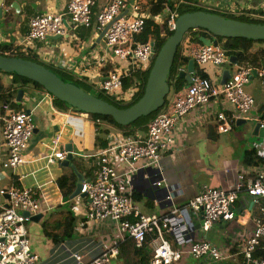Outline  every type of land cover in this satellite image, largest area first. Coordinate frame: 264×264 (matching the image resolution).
Listing matches in <instances>:
<instances>
[{
	"label": "crops",
	"instance_id": "1",
	"mask_svg": "<svg viewBox=\"0 0 264 264\" xmlns=\"http://www.w3.org/2000/svg\"><path fill=\"white\" fill-rule=\"evenodd\" d=\"M107 1L97 0L93 8V19ZM192 1L216 9L228 5L221 0ZM3 2L0 45H12L24 54L34 53L43 62L67 70L77 81L92 86L94 90L99 89L101 81L113 70L115 61L111 58L100 62L104 39L94 25L87 29L74 26L66 20L64 34L58 40L46 39L31 44L24 42L31 18L49 10L64 12L69 0H13L12 3L18 6L17 10ZM134 2H138L145 18L150 16L147 0H127V7L121 17L130 13V6ZM234 4L254 19L264 20V0H234ZM168 11L166 9L162 18L156 17L155 21L162 22ZM255 49L264 50V44H256ZM237 64L242 65L239 62ZM263 64L264 58L254 69ZM181 67L186 71L187 66ZM225 69L233 72L235 67L228 62ZM221 75L215 77L221 79ZM257 80L264 92V84L260 79ZM11 81V76L0 74V85L5 91L9 90ZM19 90L24 92L21 104L15 103V99L4 104L12 110L28 112L32 117L34 132L23 153L26 162L14 170L1 167L7 154L5 148L0 147V189L19 185L38 190L37 215H41V218L36 223H28L27 230L31 251L39 258V264H78L73 254L79 255L82 263H87L113 247L118 249V255L111 264H130L134 261L132 243L117 234L116 225L110 220L87 222V200L78 196L70 199L73 192L68 195L69 188L72 183H76L73 170L63 166L62 162L49 165L46 161V157L54 151L65 153V147L70 143L73 151L70 164L87 180L92 165L90 156L101 150L95 139L97 126L87 115L55 104V98L43 90L31 85ZM253 99L252 110L239 115L227 133H218L216 129L215 116L228 107L220 99L177 120L171 133L173 149L161 157L157 169L139 170L131 181L132 192L137 195L133 199L142 214L148 217L168 215L171 223L187 221L185 227L172 234H165V239L173 249H177L181 243L205 239L229 255L228 259L221 262L197 260L184 255L176 264H245L242 246L264 214V198H253L242 192L234 207V220L215 222L207 232L201 229V219L188 214L184 208L189 200L205 188L244 185L257 172L264 173V95ZM2 105L1 102L0 112ZM134 131L136 134H144L146 130L136 128ZM55 139H58L57 145H53ZM247 152H254L257 161L261 159V162L254 166L245 165ZM115 168L122 174L128 166L121 160H115ZM156 174L157 180L162 181L160 188L152 185ZM64 181L65 185H62ZM167 193L171 195V202L164 201ZM173 208L180 212L171 216L168 213ZM68 217L73 219V234L70 239H62L65 236L63 225ZM47 234L53 236L55 242Z\"/></svg>",
	"mask_w": 264,
	"mask_h": 264
},
{
	"label": "built area",
	"instance_id": "2",
	"mask_svg": "<svg viewBox=\"0 0 264 264\" xmlns=\"http://www.w3.org/2000/svg\"><path fill=\"white\" fill-rule=\"evenodd\" d=\"M219 8L234 13L241 9L236 4ZM253 1V0H245ZM97 0H69L64 12L49 10L29 20L25 44L45 41L48 37L62 36L65 22L87 29L93 25L100 33L103 31L104 50L100 62L113 58L114 68L99 84V90L107 97L120 104H129L139 92L138 87L122 89L123 80L135 73H142L150 65V57L155 51V39L145 43L137 39L144 30L145 16L141 14L138 2L130 6V13L122 16L127 7V0H108L93 19V8ZM226 11V10H225ZM177 19L176 11L169 10L166 17L167 28L173 32ZM197 33L199 40H209L208 45L194 42ZM187 34V33H186ZM203 34V36H200ZM177 53L181 58L193 62L194 70L191 83L182 88L180 94H170V99L163 109L147 125L144 134L126 136L124 131L109 128L100 120H94L97 127L110 129L108 145L95 155L90 156L92 165L87 180L82 183L80 193L85 195L87 222H103L110 220L116 225L117 234L129 237L140 247L149 234H153L149 246L150 259L143 264H176L184 255L197 260L221 262L229 255L205 239H196L190 243H181L173 249L165 239V234H172L188 223H171L170 217H148L137 207L132 192L131 181L139 170L157 169L161 157L173 149L171 133L177 120L185 118L197 108L208 106L212 101L220 99L228 105L215 116L218 133H227L235 124L239 115L252 110L254 99L244 90L249 83L252 72L264 84V64L254 69L249 65H234L230 78L223 85L220 79L224 66L229 62V50L225 49L219 38L204 30H192L184 37ZM184 72L177 66L175 78ZM201 73L208 78H202ZM175 91V89H172ZM116 131L114 135L113 132ZM32 117L24 111L12 110L7 104L1 106L0 112V147H4L7 158L1 167L14 170L26 161L23 153L33 135ZM58 139L53 141L57 145ZM66 153L54 151L46 157L47 164L62 162ZM115 160L124 162L128 169L119 174L115 168ZM154 177L152 185L162 186V181ZM37 189L8 186L0 189V264H39V258L31 251L27 224L31 217L38 214L36 202ZM169 192V191H167ZM246 192L253 198H264V173H256L246 184H235L227 188L209 187L195 195L184 208L188 214L201 219V229L207 232L215 222H232L235 218L234 207L239 194ZM165 202H171L167 193ZM180 210L173 208L169 215L174 216ZM264 212V210H263ZM28 214L27 216L25 214ZM264 252V220L257 221L253 232L242 246V257L245 264H264V259H257L254 253ZM118 249L110 248L87 263H82L79 255L73 254L78 264H111L117 257Z\"/></svg>",
	"mask_w": 264,
	"mask_h": 264
},
{
	"label": "trees",
	"instance_id": "3",
	"mask_svg": "<svg viewBox=\"0 0 264 264\" xmlns=\"http://www.w3.org/2000/svg\"><path fill=\"white\" fill-rule=\"evenodd\" d=\"M4 1L6 5L8 6L12 4L13 0H4ZM147 8H148L147 10L150 16L145 19L144 30L141 33V35H139L137 40L141 43H145L149 39H155L156 41L155 54L158 53V51L160 50L164 42L169 37H171V35L173 34V32L169 31L167 28V22H166L167 15L162 22L159 23L155 21L156 17L162 18L163 13L166 9L175 10L177 14V18L186 13L202 11V12H207V13H211L214 15H218L226 19L236 20V21H240L244 23H254V24L264 23V20L254 19L253 16L248 15L247 13L240 15L238 13H231L225 10L217 11L219 9H216L214 7L207 8L199 4L198 2H195L192 0H147ZM190 32H192V30H190L188 33ZM198 36L199 35H196L195 37L193 36V40L194 42L201 43ZM200 36H203V34H200ZM219 40L223 43L224 48L229 50V53H230L229 56H232L236 53L238 54V62L240 64H244V65L247 64L255 68V67H258V62L264 58V50L255 49V45L264 44V40H258V39L250 40V39H239V38H228V37H222V38H219ZM0 55L4 57H8V58H19V59L27 60L29 62L37 63L40 66H42L44 69L48 70V72L53 74L61 82L68 83V84H75L83 92L91 94L98 99L107 101L108 103L115 105L114 103L116 101L113 98L111 99L115 101V102L113 101L114 103L112 101H108V100L101 98V94L100 95L93 94L92 90L94 89L92 88V86L77 81L72 76V74L68 72L67 70L60 69L56 66L43 62L34 53L28 52L27 54H24V53H21L16 48H13L12 45H0ZM153 62H154V59L151 60L150 65L145 72L135 73L132 76L125 78L123 80V86H122L123 91L129 89V87L131 86H136L138 87L139 92L132 102L126 105L120 104V108H128L132 106L133 104H135L142 97L144 93L146 81L148 79L149 73L153 66ZM187 64H188V60L185 58L180 59V56L177 53L175 56L173 66L170 69L169 74L166 79L167 80V90H166L167 94L160 108L156 112L150 115H147V116L140 117L139 119L129 124L121 125L109 116H103V115L81 111L57 99H54L55 104H59L60 106H63L64 108H71L79 113L87 115L93 121L100 120L106 126L114 127L118 130L124 131L126 136H131V135H134V129L142 128L144 130V126L147 125L148 122L151 121L153 118H155V115H158V113H160V111L163 109V107L167 103V96L170 94V91L172 89H175L176 92L178 91L177 94H180V91L182 90V88L188 86V83L185 81V79H182L180 77L175 78V72H176L177 66L179 65V66L185 67L187 66ZM0 74L11 76L12 78L11 85L8 88L9 90L5 91L2 85H0V92H2V94L0 95V103L2 102V104L8 103L10 99L12 100L16 99L17 89L18 90L22 89L23 87L28 86V85H31L36 89L44 91V89L40 85L30 81L29 79L21 75L14 74L12 72L8 73V72H2V71H0ZM200 75L202 78H208L207 74L201 73ZM14 88L16 90L13 92H10V90ZM97 91L101 92L99 89H97ZM101 93L104 94L103 92ZM109 131L110 130L108 128H103L100 126L99 128L96 127L95 139H96V143L101 149H104V147L106 148L107 146L106 137L109 135ZM259 162H261V159L257 161V158L254 155V152L246 153L245 158H244L245 165L254 166V165H258ZM65 181H64V184L62 185H65ZM60 188H62V186ZM73 191H74V183L71 184L69 191H68V195L71 194ZM133 197L136 198L137 195L133 194ZM262 209L264 210V207ZM260 220H264V214ZM63 227L65 231L64 232L65 236L62 239H66V238L70 239L73 234V219L71 217H68ZM47 236L51 237L52 240L55 242L53 236H50L49 234H47ZM152 238H153V234L151 233L146 237L144 243L140 247H137L131 238L126 237L125 240L132 243L131 249H132V257L134 261L133 262L131 261L130 264H143V263H146L150 259L151 251H150L149 243ZM254 257L257 259H264V252L262 250H257L254 253Z\"/></svg>",
	"mask_w": 264,
	"mask_h": 264
},
{
	"label": "water",
	"instance_id": "4",
	"mask_svg": "<svg viewBox=\"0 0 264 264\" xmlns=\"http://www.w3.org/2000/svg\"><path fill=\"white\" fill-rule=\"evenodd\" d=\"M3 1L4 0H0V19L3 15ZM221 1L228 3L232 0ZM17 7L16 3L11 4L12 9L17 10ZM189 30H204L217 38L228 37L264 40V23H244L202 11L186 13L179 16L176 19L175 29L171 37L164 42L157 54H155L154 51L150 57V60L154 59V62L146 81L142 97L135 104L128 107L124 112L117 110L107 102L98 99L91 94L83 92L75 84L61 82L53 74L48 72V70L44 69L37 63L19 58H8L0 55V71L8 73L12 72L37 83L49 95L59 101L69 104L75 109L93 114L109 116L117 123L125 125L139 119L140 117L150 115L160 108L167 94V76L173 66L178 47L184 38V35ZM104 32L105 31L101 33V37H103ZM60 37L61 36H53L48 37L47 39L55 41ZM200 41L204 45L209 44V40L207 39H200ZM229 62L236 65L238 62V54L236 53L230 56ZM193 70V62L189 60L186 71L180 73L179 77L185 79V81L190 84L192 81L191 74L193 73ZM229 78V69L223 70L220 84L223 85ZM252 78H256L255 71L252 72L251 79ZM23 94V90L17 91L15 99L17 104H21ZM26 113L28 114V112ZM65 153L66 156L62 161V165L70 167L76 175V183L74 184V191L71 194L70 199L77 196L85 198V195L80 193L84 179L76 172L75 167L70 164L73 159V151L70 143L66 145ZM25 215L27 216L28 214L26 213ZM40 218L41 215L33 216L31 217V222L36 223L40 220Z\"/></svg>",
	"mask_w": 264,
	"mask_h": 264
},
{
	"label": "rangeland",
	"instance_id": "5",
	"mask_svg": "<svg viewBox=\"0 0 264 264\" xmlns=\"http://www.w3.org/2000/svg\"><path fill=\"white\" fill-rule=\"evenodd\" d=\"M205 7H207V8H209L208 6H205ZM212 8V7H211ZM217 9H219V8H217ZM222 10H226V11H228L227 9H222ZM217 11H220V9L219 10H217ZM231 12V11H230ZM234 13H238V14H246V12H244L243 10L242 11H237V10H235L234 11ZM190 31V30H189ZM188 31V32H189ZM187 32V33H188ZM197 35V33H195L194 34V37ZM187 36V34H185L184 35V37H186ZM1 75H3V74H1ZM5 81V80H4ZM260 82L257 80V78H253L251 81H250V83L248 84V85H245L244 86V90H245V92H247V93H249L251 96H253V97H260V96H262V95H264V92L261 90V88H260V84H259ZM172 91L173 90H171L170 91V94H172ZM92 93L93 94H95V95H100L101 94V98H103V99H105V100H108V101H114L113 99H111V98H109V97H107L105 94H102L101 92H99V91H97V90H92ZM170 94L167 96V100H169L170 99ZM105 102H107V101H105ZM115 102V101H114ZM113 102V103H114ZM108 103V102H107ZM108 104H110V103H108ZM115 105H113V104H110L111 106H113V107H115L117 110H119V111H126L127 110V108H120V103H118V102H115L114 103ZM117 105V106H116ZM119 106V107H118ZM156 116V115H155ZM34 121V120H33ZM123 123H126V122H123ZM28 227V226H27Z\"/></svg>",
	"mask_w": 264,
	"mask_h": 264
}]
</instances>
